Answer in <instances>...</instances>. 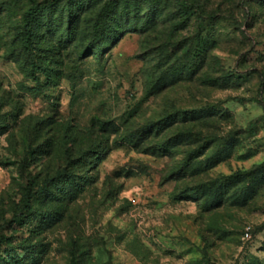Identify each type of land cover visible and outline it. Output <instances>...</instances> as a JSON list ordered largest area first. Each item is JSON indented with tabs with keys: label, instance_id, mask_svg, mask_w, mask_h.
Masks as SVG:
<instances>
[{
	"label": "rangeland",
	"instance_id": "obj_1",
	"mask_svg": "<svg viewBox=\"0 0 264 264\" xmlns=\"http://www.w3.org/2000/svg\"><path fill=\"white\" fill-rule=\"evenodd\" d=\"M36 1L28 53L0 0V264H264V0Z\"/></svg>",
	"mask_w": 264,
	"mask_h": 264
},
{
	"label": "trees",
	"instance_id": "obj_2",
	"mask_svg": "<svg viewBox=\"0 0 264 264\" xmlns=\"http://www.w3.org/2000/svg\"><path fill=\"white\" fill-rule=\"evenodd\" d=\"M30 3H31V7L26 11L25 15H24V18H23V23H24V31H23V36H24V47H25V50L26 52L30 53V51H32L33 47L35 46V43H34V39H35V31H34V28H33V25L35 23H37L40 19V13H41V7L37 4V1L36 0H29ZM100 2V1H103V0H87V4L89 6H93L90 7V8H93L97 2ZM121 1L120 2H117V4L120 5ZM189 5L187 4V2H185L183 5H182V8L183 9H188ZM124 12H125V15L127 16H130V11L128 10V5L126 4L125 6V9H124ZM156 13V12H155ZM102 18H107L106 22H107V25L105 24H102L103 27L106 28V26L109 27V30L110 28H113V25L112 23L109 21V19L114 16L112 14V12L110 10H106L105 8V11L102 12ZM69 18H70V21L72 22L73 20V14L70 13L69 14ZM109 24V25H108ZM197 66V65H196ZM194 67V66H193ZM39 68H41L38 64H36L35 62L32 64V70H33V76H34V80L36 82H40V78L37 77V72L39 71ZM195 73V70L191 72V74L193 75ZM250 101H256L258 103H261L263 106H264V97L262 95H260L259 97L257 98H250L248 99ZM157 131V129H155ZM143 133H139L138 135L136 136H133L132 139H131V144H133L135 147H138L143 139ZM164 148V147H163ZM68 171L67 170H61L57 173V178H61V177H67L66 181L68 184H72L74 188L76 189H79V190H83L84 189V186H82V182L80 180H78V178L76 177L75 174H70V173H67ZM53 182V179H47L41 189L40 192L44 193V194H47V195H51L52 194V190L50 189L49 185ZM66 183V184H67ZM56 188L59 190V191H65V187L64 186H56ZM26 202L28 203L27 206H29V202H30V198L28 196Z\"/></svg>",
	"mask_w": 264,
	"mask_h": 264
},
{
	"label": "built area",
	"instance_id": "obj_3",
	"mask_svg": "<svg viewBox=\"0 0 264 264\" xmlns=\"http://www.w3.org/2000/svg\"><path fill=\"white\" fill-rule=\"evenodd\" d=\"M246 236H247V237H249V236H250V233H249V231H247V233H246Z\"/></svg>",
	"mask_w": 264,
	"mask_h": 264
}]
</instances>
